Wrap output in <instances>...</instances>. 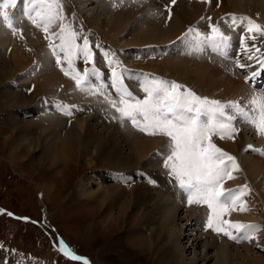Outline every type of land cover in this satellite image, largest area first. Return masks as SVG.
Here are the masks:
<instances>
[{
  "label": "rangeland",
  "instance_id": "1",
  "mask_svg": "<svg viewBox=\"0 0 264 264\" xmlns=\"http://www.w3.org/2000/svg\"><path fill=\"white\" fill-rule=\"evenodd\" d=\"M71 1L72 0H67V2L69 3L68 4L69 6L67 5L65 6L68 7L67 11L71 12V11L76 10L78 13V19L80 18L82 27L78 25L77 31L81 33L86 32L93 39H103L105 42L109 44L112 43L111 47L113 51H116L118 49H123L127 51L129 49H132L133 47H136V46H130V47L124 46L125 42L130 40L129 34L133 35V33L137 32L138 30L139 32L143 33L146 29V26L150 27L151 26L150 24H152V22L148 24L147 22L143 21V16L138 14L133 20V24H132L133 27L132 26H131L132 28L130 27L132 30L128 28L130 29L128 30V33L122 32L118 34L114 39L106 40L104 37L105 34H103L102 31H107L106 29L110 31V28H108V26L103 25L102 29L101 28L96 29V28L91 27L90 25H87L85 21L87 19H96V23L99 21H103L104 23L107 22L108 17L113 16L112 12H110L108 9L109 4L105 3L102 0V2L99 3L98 5L97 3H95V0H93L91 1V3L93 2V4H90V3L86 5L84 4L86 6L85 7L83 4H76L75 6V4ZM159 1H162V0H158V2ZM243 1L244 0H235L236 11H242V9L245 8V7L244 8L242 7V9H239L240 7L238 6ZM148 3H151V2L149 1ZM71 4H73L76 7V8L74 7L75 10L73 9L71 10ZM114 4L116 5V7L120 5L118 2H116V3H112L111 6ZM104 5L106 6V8H104L105 7ZM148 8H151V6H148ZM210 11L212 10L209 9L208 12ZM260 12L262 14L263 11L260 9ZM162 24L163 22L157 25L161 26ZM2 28H3L2 29L3 32H0V33H2L3 36L8 37L6 29L5 27H3V25H2ZM83 28L85 31L83 30ZM133 28H137L136 31H134ZM183 29H185V27H182L180 29L178 28V33L172 40H174ZM36 34L37 33L33 34L32 36L34 38L38 37L39 39V36H37L38 34L37 35ZM7 40H11V39L7 38ZM26 40H27V37H26ZM27 42H28L27 45L30 44L31 46H33V48L37 50L38 54L40 52L39 50H41L40 54H42L43 52L45 53L47 52L45 49H43L42 41H41V44L39 41L29 40V39ZM154 44L161 46V45H164L165 43H154ZM19 45L13 48V50L15 48L18 49L17 52L15 49L14 53L11 51L9 55H7L6 48L11 46V44L6 47L2 43L0 44V83H1L0 84V98H1L0 99V210L6 211V213L0 215V249H3L6 246L12 245L14 246V248L16 247V249L19 248L22 251H28V252L30 251L31 253L36 254V256L37 255L38 257L40 256L41 257L39 258L40 260L38 259V257H36V259H38L39 261H42L43 263L44 261L45 262L48 261V264H82L81 261L71 262L70 260H68L69 259L68 257L63 255V253L60 252V250H58L59 243H58L57 238H60L71 249L72 252H74L76 255L82 258L87 259L89 261V264H158V260L156 259L157 256H153L152 254H150L151 252H154L156 250V247L154 249V246H151L150 253L148 252L146 254H143L139 250L134 249L133 247L129 246L128 238L132 234L131 231L134 229V225L136 224V222H138V224L135 226L137 229H142V228H144L143 230L147 229L146 226H144V224H141L142 218L139 215V211H138V215H136L135 217L136 221L134 224L130 225V224L125 223L124 220H121L120 222L116 224L112 223L111 226L108 228L107 226L102 224V210L99 208L98 206L99 204L97 203L96 205L97 207L96 208L94 207L92 211L90 212V210L88 209V207L90 206L89 201L86 196L82 195V192L80 189L81 181L86 176H90L92 179H94L96 175H99V174L101 175V173L103 172H108V173L126 172L134 176L133 174L134 172H128V170L126 169L121 170L119 169V167L117 166L115 167V165L105 162L103 159L99 158L96 155H92V156L90 155L88 156L89 157L88 160H86L85 158H82L80 160L73 161L70 163V165L64 171L65 182L63 183V179L56 178V176L54 175L53 166H50L47 168L44 161H42L40 165L36 166L35 163L32 161V158L27 150L24 151L23 149H21L22 150L21 154H23V157L20 158L17 164L13 165L12 163H10V160L7 157H8V154L11 153V151H13L11 150L12 147L10 148L8 146V149L5 151V149L3 148V143L5 142V137L8 134L10 135L14 134V140H17L19 138L20 132L18 131V128L16 127L15 122L13 120L14 114L15 113L20 114V111L25 113V115L32 114V113L34 114L37 109L36 106H38V102L40 100L39 98L42 94L53 93L56 87H59L60 89L61 87L64 86V84L68 85L67 81L69 80V79L64 80L59 75L61 74V71L56 72L55 67H57L58 65L54 62V60L46 59L45 61L44 59H42V60H38V62H33L32 55L29 57L28 53H25L23 49L21 48L20 43ZM137 47H141V46H137ZM261 47L264 48V44H262ZM251 48L252 47L248 48L247 50L249 49L252 50L254 47L252 49ZM17 54L22 55L24 59L27 61V63H24L23 65H19V63H17L16 61ZM106 56L108 57V59L110 58L108 54H105V59H106ZM95 57L98 58V54L95 55ZM173 57L174 59H177V58L185 59L184 56L183 57L173 56ZM166 59H170V58L166 57L160 62H153L152 60L149 61L148 58H145L143 59L144 61L143 66H140L143 69L141 71L154 72L156 73L157 78H160L159 76L161 75L172 77V78L179 80V82L181 81L182 83H184V84L182 83L180 84L186 86L187 88L190 87L196 90L198 89L200 90L201 87L204 88L203 85L205 83L203 85L200 84L199 77H195V76H198L197 74H202L203 72L204 73L211 72L212 69L213 70L217 69L215 67L213 68V66L209 65L205 61L186 57V64L188 63L187 69L185 68V70H187V73H186L184 69H176V68H173L171 65H168L167 64L168 62H166ZM42 63L43 65L44 63H51L52 65H51L50 70H53V71H47L46 74H43V73L41 74L37 70L35 72V78H27V77L21 76L22 71L27 69L29 66L30 67L31 66L33 67L35 65L38 66V65H41ZM16 65L19 69L16 67ZM158 65H161L163 67L162 70H160L159 72L156 71L158 68ZM30 67L29 69H31ZM112 68L113 66H111V68L104 69V71H108V72L112 71ZM189 68H191V70L188 71ZM122 71L126 73V76L130 75L131 77L128 79V81L131 83L128 85L135 86L137 90L141 94H143L144 92L142 91V85L145 82L144 77L142 75H139L138 72L136 71L134 72V75H132L130 69H128V67L126 66L123 67ZM48 72L50 74H48ZM8 73L11 75H9ZM217 75H218V78L217 79L215 78L213 83H207L208 85L207 84L205 85V88L203 89V91H205L206 93H209L210 95L213 94L215 96H217L216 95L217 92H222L223 88H221V90L218 89L214 93H213L214 89L212 90V87L215 88L217 84H220L218 83L219 81H223V77L221 76L222 73L220 72V70H218ZM58 76L60 77L58 78ZM122 76L123 75L121 74V77ZM220 76H221V79H220ZM6 77H8L7 78L8 80H6ZM9 77H12V78H9ZM13 80L17 81L18 82L17 84H19V85L14 84L15 88H13V86L11 85ZM63 81H66V82H63ZM29 88L30 90L32 89L34 90L31 94L27 95L26 91ZM23 89H24V92H22ZM12 93H14V95H16L20 99V100L18 99L17 102L22 101V100L23 101L25 100V102L29 101V104H27L28 107L25 106L24 104L22 105L18 104L16 106H11L9 101L1 97V95L4 96L7 94H12ZM88 99L94 100L92 97H88ZM141 99H143V96H141ZM31 105H32V108H31ZM85 115L78 116V118L87 117V115L89 114H85ZM95 115L98 117L97 114ZM34 116L35 114L29 119H23L21 115H19L18 117H20V119L22 120L20 121L22 123L23 121L37 122L36 120H38V118H39L38 122H40V120H43V118L41 119V117H37V119L36 118L34 119ZM110 126L111 127H109L108 130L110 131L113 130L112 132H114L118 140H120L118 143V146L124 152L123 155H125L126 153L127 154L129 153L128 147L130 146L129 144L130 142L133 146H135L136 144L142 143L141 141H143L144 138L150 139L147 137H142L139 134L134 133L130 130L121 129L116 125H110ZM94 128L96 130V127H93L92 129ZM21 131L23 132V130ZM34 136H36L37 138L43 136L41 133V130L36 131L34 133ZM153 137H156L157 143L159 145L158 148L162 147V144H163L162 140L168 139L167 137H164L161 135H156ZM127 138H130V139H127ZM136 138L137 139L139 138V140L136 141L135 140ZM244 139L246 140V142L249 143V141H251L252 139L255 140V137L252 138L250 135L247 134ZM11 142H12L11 144L13 145L14 142L13 141ZM248 143L245 144V141H244V146L247 145ZM262 144L263 143H260V142L257 143L258 146H263L264 144L263 145ZM15 147H17V145ZM41 154H42L41 152L38 153L37 157H40ZM241 155L243 157H246L245 154L241 153ZM246 155H250V154H246ZM149 156L152 157V153L148 155L147 157L149 158ZM234 157L237 159V156L234 155ZM237 162L240 164H243L241 160H238ZM152 164L154 165V168H151L152 166L151 165L150 167L148 166L149 168H146V169L137 168V170H146L148 172L150 171V173L156 172L157 175H159V169L158 167H156L155 162L153 161ZM135 184L142 185L143 183L132 182L130 185L132 186ZM102 185L103 186L114 185L113 187L115 189V192H117L116 190H119L117 192V195L120 194L122 200L126 199L128 201H131V196L134 192L131 191L129 187L128 188L121 187L120 189V187L119 188L117 187L118 185H115L107 181V179H106V183ZM143 185L147 189H152L146 186L145 184ZM90 186L92 187V189L96 188V185L90 184ZM243 186L251 187L252 189L251 192L253 191V188H252L253 186L258 187V192L260 193V197L262 198L263 204H264V177H262L261 179L259 178V180H258V177L256 179H251V180L248 179L247 183H244ZM120 190L122 191L120 192ZM112 194L110 195L111 199L115 198L114 196H117L115 194H113L114 195L113 196ZM163 197H162V200H163ZM117 198L115 199L117 200ZM121 198H118L117 203L121 204V201H122ZM172 199H174V197ZM243 203H244V206H245L244 208L246 209V211H241V212L243 213L252 212L253 214H256V216L258 217L260 216L264 217V214H263L264 211L261 210L260 208L261 206H259V203L257 202L254 196H252V199L250 201H245ZM120 204H118V207H120ZM130 204H132V202H130L129 205ZM184 212L183 210H179V212L176 214L177 219H178L175 221L176 228L179 226L181 228V225L185 223V221H183L184 219L183 215L185 214ZM8 213H11L17 216V218L12 219V216L8 215ZM186 222H187V225L189 226L190 223L188 221ZM263 222H264V219H263ZM253 225L260 226L259 223H254ZM191 226H192L190 229V232H192L191 234L194 235L195 237H198V236L202 237L200 234L197 235V233L199 232V230H197L198 225L195 227L194 224L192 223ZM262 226H264V223L262 224ZM193 232H195V234H193ZM254 233L258 234L259 237L262 238L261 236L262 232L260 229L258 231H255ZM240 245L242 246L243 243ZM180 247H184V248L189 247V242H187L186 244L182 243V246ZM201 249H202L201 247L198 249L199 252L201 251ZM189 250L187 254L190 257H192V254H189L190 252ZM252 251L253 252H251L250 254L251 260L250 259L249 261L246 260V263L248 262V264H253L252 263V260H253V261H256L254 264H257V263L264 264L263 261H260V260L257 261V259H260L261 255L264 257V251L261 253L257 252L256 249ZM60 253L62 254V256L60 255ZM235 257L236 256L231 257L232 264L237 263V261L240 262L241 260L239 256L237 258ZM29 260L33 261L32 259H29ZM240 263H242V261ZM246 263H243V264H246ZM209 264H214V263L213 261H210Z\"/></svg>",
  "mask_w": 264,
  "mask_h": 264
},
{
  "label": "bare ground",
  "instance_id": "2",
  "mask_svg": "<svg viewBox=\"0 0 264 264\" xmlns=\"http://www.w3.org/2000/svg\"><path fill=\"white\" fill-rule=\"evenodd\" d=\"M91 1L93 0H72L71 2H73L76 6V4H83V5L84 4L86 5L88 3L93 4V2L91 3ZM98 1L99 3L102 2L101 0H95V3H97L98 5H99ZM150 2H155L157 4L158 0H150ZM243 2L238 5L240 7L239 9L245 7L244 8L245 10L242 9L241 12H247L250 13L251 15H253L254 13H258L261 15L260 20L264 21V16H263L264 0H244ZM119 4L120 5L117 7L120 8V11L118 12V14L117 12L112 13L113 14V16H111L112 18L108 17L107 22L104 23L103 21H99L96 23V19H87L85 22L87 25H90L91 27L96 29L97 28L102 29L103 25L108 26V28H110V31L108 29H106L107 31H102V33L105 34L104 37L106 40L109 39L112 40L122 32L128 33V30H130L133 27L132 24L134 18L138 14L142 15L143 21L147 22L148 24L152 22V24H150L151 25L150 27L146 26V29L143 33L139 32L138 30L137 32H134L136 35L134 33L133 35L129 34L130 40L125 42L124 44L125 47L146 46L154 43L170 42L177 35L178 28L180 29L182 27H185L187 24L196 21L202 15L205 8L204 5L199 3L187 4L185 3L184 0L179 1L173 9V18L168 23L167 28L164 29L161 28V26L157 25L156 23L157 20H159V18L155 19L156 17L153 16V12L155 9L148 8V6L152 7L155 6V4L149 3L148 6H144L147 7L148 9L143 11L140 9L137 10V7L139 6L136 5H132V4L128 5L125 3H119ZM235 5H236L235 0H212V4L209 7V9L214 10L215 13L221 15L229 12H237ZM75 6L71 4V10L72 9L75 10L74 9ZM104 8H106V6ZM260 9L263 11L262 14L260 12ZM63 10L65 11L68 10V7L65 6L64 4H63ZM67 20L68 19L66 18L65 23L67 22ZM2 29L3 28L0 25V32H3ZM136 29L137 28H133L134 31H136ZM35 33L37 32L27 33V40L28 39L33 40L34 37L32 35ZM7 38L9 39V37H5L2 35V33H0V44L2 43L5 47L9 46L10 44L12 45L11 40H7ZM35 41L38 40L36 39ZM250 47L253 48V46L250 45L247 47V49ZM14 50H12L13 53ZM17 51L18 49H16V52ZM39 51L41 52V50ZM40 52L38 54L36 50V54L39 57V60L44 59L46 61V59H50L48 58L45 52H43L42 54H40ZM245 54L246 51H243L244 56ZM28 56L30 57L31 54H28ZM183 56L185 59H181V58L174 59L173 56H168L170 59H166V62H168L167 64L171 65L173 68L184 69V71L187 73V70H185V68L187 69L188 63L186 64V57L188 56L182 55L181 57ZM16 59L19 65H23L24 63H27L24 57L20 54L19 55L17 54ZM201 61L209 62V60H207L203 56ZM51 65H52L51 63H44V65H42L40 69L37 68L38 67L37 65H35L36 67L31 66L30 68L35 69L34 72L38 70L39 73L46 74L47 71H53L50 70ZM162 68L163 67L161 65H158L156 71L159 72L160 70H162ZM189 70H191V68H189L188 71ZM212 70L211 72H205V73L202 70L203 72L202 74H197L198 76H195V77H199L200 84L203 85L205 83L203 85L204 88L207 83H213L215 78L216 79L218 78L217 75L218 70L214 69L213 72ZM59 71L61 70L56 69V72ZM48 74L50 73L48 72ZM59 77L60 76H58V78ZM7 78L8 77H6V80H8ZM218 83L220 84H217L215 88L211 86L212 90L214 89L213 93L218 89L221 90V88H223L222 92L216 93L218 97H223V96L232 97L234 95L246 91V88L243 86V84L240 83L239 80H235L233 78L223 77V81H219ZM204 88L201 87V89L200 90L198 89L197 91H200L202 94L210 95L209 93L203 91ZM1 97L9 101L11 106H16L18 104L21 105L24 104L25 106H27V104H29V101H27V99H26L27 102H25V100L17 102L19 98L16 95H14V93L7 94L4 96L1 95ZM19 115H21V112L20 114L15 113L13 117L15 125L18 128V131L20 132L19 138L17 140H14V134L13 135L8 134L5 137V142L3 143V148L5 149V151L8 149V146L10 148L12 147L11 150L13 151H11V153L8 154L7 158L10 160V163H12L13 165L17 164L20 158L23 157V154H21L22 153L21 149H23L24 151L27 150L32 158V161L35 163L36 166L40 165L42 161H44L47 168L53 166L54 175L56 176V178L63 179V183L65 182L64 171L70 165V163L73 161L80 160L82 158L88 160L89 159L88 156L90 155L91 156L96 155L99 158L103 159L105 162L111 163L115 165V167L116 166L119 167V169L121 170L126 169L128 170V172H135L137 168L146 169L149 168L151 165H152L151 168H154V165L152 164L153 163L152 157L149 156L148 158L147 156L150 155L152 151L157 149L159 146L156 137L150 139L144 138L143 141H141L142 143L136 144L135 146H133L130 142L129 143L130 146L128 147L129 153L123 155L124 152L118 146L120 140H118L114 132H112L113 130L112 131L108 130L109 127L111 126L105 124L104 122H100L99 118L95 114L94 115L89 114L87 115V117L84 118L77 117L74 119H70L68 121L63 117L56 116L47 119L43 118V120H40V122H38L39 121L38 118V120H36L37 122L23 121V123L21 122L22 120L20 119V117H18ZM93 127H96V130L95 128L92 129ZM21 130H23V132ZM38 130L39 131L41 130V133L43 135L41 136L42 138L41 137L37 138L36 136H34V133ZM247 134H248L247 131L242 132L240 136L237 138V140L234 141H232V139L226 141V140H219L213 138V142L223 151L229 153L234 157V155L235 156L241 155L240 151L242 152V149L244 147V141L245 144L248 143L244 139ZM135 140L137 141L139 140V138L138 139L136 138ZM11 141H13L15 144L13 143L12 145ZM258 142L263 143V140L260 139ZM14 145L15 146L17 145V147H15ZM40 152L42 153L41 156L37 157V154ZM245 156L246 157H243L242 155L240 156V160L243 164H239L237 162L241 166V167L239 166V168H241L243 172V177L240 175V170H238V172L237 171L233 172V176L235 178L232 179V181L235 184L234 187L237 186V188L240 187L239 184H242L243 186L244 183H247L248 179L251 180V179H256L258 177L259 180V178L261 179L262 177H264V158L263 159L260 158L257 152L255 155L251 152L250 155H245ZM107 176H109V173L103 172L101 173V175L100 174L96 175L95 176L96 179L93 176L92 177L94 179H92L90 176H86L84 179H82L80 189L82 195L86 196L89 201L90 206L88 205L89 206L88 209L91 212L94 207L95 208L97 207L96 205L98 203L99 208L102 210V224H104L108 228L111 226L112 223L116 224L121 220H124L125 223L130 225L134 224L136 221L135 217L136 215H138V211H139V215L142 218L141 224H144V226H146L147 229L145 230H143L144 228L137 229L135 226L138 224V222H136V224L134 225V229L131 231L132 234L130 235L129 233L130 235L128 238L129 246L139 250L143 254H146L148 252L150 253L151 246H154V249L156 247V250L154 252H151L150 254H152L153 256H157L156 259L158 260V264H200V263L209 264L210 261H213L214 264H232V258H231L232 256L233 257L236 256L235 258L239 256L241 259L240 262L242 261V263L237 261V263L234 264H243L246 263V260L248 261L249 259L251 260L250 254L251 252H253L252 250L256 249V251L259 253L264 251V226H262V224L264 223L263 222L264 217L262 216L258 217L256 216V214H253L252 212L243 213L239 211L240 207L243 208L245 207L244 203H241L240 206L236 208L237 212L235 214L230 213L228 217H226L225 221L242 222L251 225H253L254 223H259L260 225L259 229L262 232L261 233L262 238H260L258 234H255L253 232L252 233L253 238L251 239V242L249 244L243 243L242 246L240 244L234 246L232 244H229V240L225 238L226 236L219 237L217 238V240H215L206 234L203 237H199V236L195 237L194 235H192L191 234L192 232H190V229L192 227L191 224L193 223L195 227L198 224L197 218L199 216V213L197 211H193V210L185 211L184 212L185 214L183 215L184 216L183 221H185V223L183 222L184 224L181 225V228L180 226L176 228L175 221L178 220L176 214L179 212V210H183V209L180 205H178L179 203L175 200V198L172 199L174 196L171 195L169 192H167V190L162 191L161 190L162 188L155 189V187L152 189H147L146 187H144L143 184L142 185L135 184L132 186L129 185L128 187L130 188V190L134 192L131 196V201H128L126 199L122 200L120 194L117 195V192L119 190H116L117 192H115V189L113 187L114 185H107V186L102 185L106 183V178L108 179ZM90 184L96 185V188L92 189L91 187L92 185L90 186ZM117 187L118 188L120 187L121 189V186H117ZM252 188L253 191L251 192V195L256 198L257 202L259 203V206H261L260 207L261 210L264 211V204L262 198L260 197V193L258 192V187L253 186ZM121 191L122 190H120V192ZM110 193L117 195L114 196L112 194L115 198L117 197L121 198L122 201L119 199L121 201V204L117 203L118 198L117 200L113 197H112L113 199H111ZM130 202H132V204L129 205ZM118 204H120V207H118ZM186 221L190 223L189 226L187 225ZM225 227L227 228V225H225ZM232 231L235 230L233 229ZM214 235L218 236L217 234ZM187 242H189V247L186 248L180 247L182 246V243L186 244ZM230 243H232V241H230ZM200 247L202 248L200 251L201 253L198 250ZM188 250L190 251L189 254H192V257H190L187 254ZM5 258L10 259L11 261H7L5 260ZM259 260L264 262V257L261 255L260 259H257V261ZM5 261L9 262V264L36 263L34 261L29 260L27 257L25 259L21 255L6 253L2 251L0 252V264H5L4 263ZM255 262L256 261L252 260L253 264ZM246 264H248V262Z\"/></svg>",
  "mask_w": 264,
  "mask_h": 264
},
{
  "label": "snow or ice",
  "instance_id": "3",
  "mask_svg": "<svg viewBox=\"0 0 264 264\" xmlns=\"http://www.w3.org/2000/svg\"><path fill=\"white\" fill-rule=\"evenodd\" d=\"M172 2L175 3V0ZM24 3L23 14L45 33L59 22V32L46 36L49 40L58 38L60 41L58 45L50 43L52 55L56 58L57 65L61 64V59L67 63L68 70L61 68V71H64L66 76H70L80 90H84L86 86L90 87L89 76H99L95 66L93 65L91 69L85 68L83 74L75 68V62L81 56L85 63L92 60L93 53L89 40L87 37H81L71 23H65L62 0H24ZM17 4L18 0H0V19L13 32L16 31L15 13H10L8 9L9 7L15 9ZM229 15L232 26H237L239 21L240 24H245L248 32L264 34V27L251 18ZM209 27L211 31L207 35L189 28L182 39H188L191 35L195 48L199 51H204L202 45L223 50L228 44L229 37L218 24ZM81 38L82 45L77 43ZM241 47L242 49L246 47L243 37ZM108 63L112 66L113 63L119 64V61L108 59ZM237 66L245 67L241 64ZM111 87L119 97L118 102L103 90L102 85L92 89L91 94L103 95L109 105L119 113V118L122 121H131L133 127L139 131L168 138L171 154L166 159V167L170 170L169 175L174 178L181 192L187 196L190 205L207 206L209 215L206 227L216 232H223L225 236L236 242L251 240L252 233L258 231L260 226L221 220L226 206L230 205L235 210L246 192L244 188L239 190L223 188L225 179L235 178L232 173L239 170V165L236 158L219 148L212 138L219 136L221 139H232V133L238 131L233 122L238 118L253 126L258 135L264 136V95L251 97L247 102L251 106L248 109L242 107L239 101L222 103L201 97L175 81L154 77L143 83L142 91L145 95L140 99L134 97L123 86L121 73L117 72L115 67L112 68ZM66 108L67 106L65 110ZM230 112L234 114H229ZM248 147L252 148V145ZM253 151L264 156V149H253ZM239 211L246 209L240 207ZM224 224L227 228L219 226ZM60 251L72 260L89 264L87 259L76 255L63 243L60 245Z\"/></svg>",
  "mask_w": 264,
  "mask_h": 264
}]
</instances>
